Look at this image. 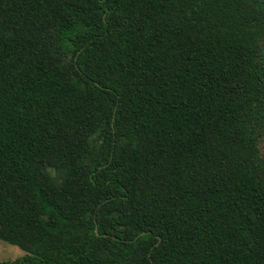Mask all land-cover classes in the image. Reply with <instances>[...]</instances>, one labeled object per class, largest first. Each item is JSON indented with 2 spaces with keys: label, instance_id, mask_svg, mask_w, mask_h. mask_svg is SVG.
Segmentation results:
<instances>
[{
  "label": "trees",
  "instance_id": "trees-1",
  "mask_svg": "<svg viewBox=\"0 0 264 264\" xmlns=\"http://www.w3.org/2000/svg\"><path fill=\"white\" fill-rule=\"evenodd\" d=\"M0 241L264 264V0H0Z\"/></svg>",
  "mask_w": 264,
  "mask_h": 264
},
{
  "label": "rangeland",
  "instance_id": "rangeland-1",
  "mask_svg": "<svg viewBox=\"0 0 264 264\" xmlns=\"http://www.w3.org/2000/svg\"><path fill=\"white\" fill-rule=\"evenodd\" d=\"M23 254L16 246L0 241V262L12 261Z\"/></svg>",
  "mask_w": 264,
  "mask_h": 264
},
{
  "label": "water",
  "instance_id": "water-1",
  "mask_svg": "<svg viewBox=\"0 0 264 264\" xmlns=\"http://www.w3.org/2000/svg\"><path fill=\"white\" fill-rule=\"evenodd\" d=\"M94 232H95V228H94ZM142 234V233H141Z\"/></svg>",
  "mask_w": 264,
  "mask_h": 264
}]
</instances>
